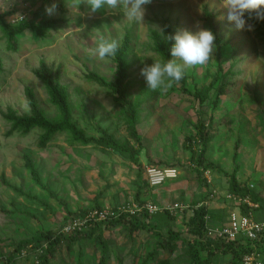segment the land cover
Masks as SVG:
<instances>
[{
    "label": "rangeland",
    "instance_id": "1",
    "mask_svg": "<svg viewBox=\"0 0 264 264\" xmlns=\"http://www.w3.org/2000/svg\"><path fill=\"white\" fill-rule=\"evenodd\" d=\"M52 2L0 0L7 23H43L24 30L15 50L0 26V264H40L36 247L46 232L63 235L50 264H197L199 257L207 258L208 248L217 256L209 264H232L237 243L230 247L220 230L233 213L264 220V207L232 196L229 183L234 175L264 199L262 21H249L252 31L230 30L220 19L219 0H152L140 23L127 20L122 11L101 10L89 17L87 7L77 10L72 0H56V13L48 15L45 8ZM48 25L52 27L45 31ZM197 25L216 36L214 58L188 69L167 92L148 90L140 69L162 62L155 33L165 39L178 28L195 32ZM45 33L51 35L43 37ZM130 33L127 80L139 104L138 141L131 136L127 108L110 86L117 72L115 57L102 62L89 52L100 35L117 39L120 48ZM41 71L68 87L73 120L88 137L113 136L133 149L139 164L111 148L71 145L67 132L41 146L39 130H14L11 120L31 113L27 88L34 90L49 119L61 118ZM202 152L204 164L215 170L200 166ZM27 157L40 182L27 167ZM148 167L176 169L178 178L153 188ZM147 203L162 211L136 210ZM177 203L181 207L172 211ZM132 207L136 213L129 212ZM202 208L205 233L213 231L208 248L195 233L200 224L194 211ZM95 212L117 216L99 220L102 227L93 238L73 236L93 230ZM166 213L172 218H164ZM173 237L177 249L172 253L164 245ZM259 250L264 264V249Z\"/></svg>",
    "mask_w": 264,
    "mask_h": 264
},
{
    "label": "trees",
    "instance_id": "2",
    "mask_svg": "<svg viewBox=\"0 0 264 264\" xmlns=\"http://www.w3.org/2000/svg\"><path fill=\"white\" fill-rule=\"evenodd\" d=\"M43 23H38V25H42ZM47 24V23H45ZM50 24V23H48ZM38 25H33L31 23H22L20 25H11L6 21V15L0 12V26L2 28L3 33L5 34L8 45L10 49L15 50L17 48V43L19 39V35L28 28H37ZM52 26L48 25L45 31H49ZM259 27H264V21L260 22ZM211 30L214 31V25H211ZM51 34L45 33L43 37H49ZM131 33L126 36V39L123 45L118 49L117 54L115 56L116 64H117V72L115 81L110 83V86L113 88L115 92L116 99L127 108L128 110V126L131 131V136L138 141L139 135L136 126V120L138 115V106L133 100L131 96V87L130 83L127 80L128 78V70H129V62L128 58L131 53ZM170 35V33H169ZM155 47L157 53L161 56L162 62H166L167 59H171V46L174 41H169L163 39L161 35L155 33L154 37ZM3 69V64L0 59V71ZM44 69V68H43ZM40 78L44 80L48 93L52 99V104H55L61 110V118L59 120H51L49 119L43 109L40 107L38 103V98L36 97L34 90L31 88L26 89V97L30 106V114L23 115V116H15L11 121L13 122V128L16 131L22 130L23 133H28L32 130H39L41 132L40 136V144L41 146L46 145L51 138L57 133L67 132L70 135V144H82V145H90L96 144L105 148H111L117 151H120L126 154L130 159H134V162H137L135 158V153L133 149L127 145L121 144L111 135H105L100 137L99 139L90 138L88 137L85 132L78 126V124L73 120V113L71 111L70 102H69V94H68V87L62 85L58 81H53L52 78H48L45 72H40ZM103 82V81H101ZM104 83V82H103ZM106 84V83H104ZM220 93H224L225 89L224 86L219 89ZM197 96L201 98L200 94L197 93ZM202 134V143L206 144V132L204 130L201 131ZM205 147L203 148L204 152ZM203 152L200 155L198 163L206 170H215L213 164L209 163L207 165L204 164L203 160ZM27 167L29 168L32 175H34L35 179L40 182V176L36 171L34 165L30 158L27 157ZM139 164V163H138ZM148 181V180H147ZM230 192L231 195L238 198L248 199L249 202L254 204H260V206L264 207V199H261L257 193L252 191L250 187L242 185L236 177L233 175L230 177ZM149 184V183H148ZM248 205H246V208ZM190 211V209H188ZM195 217L199 220V229L195 231L196 234L200 238V243L202 246L207 247L206 244L209 243L208 241V232L205 233V229L207 228V224H205V215L206 211L204 208L196 209L194 211ZM167 215L163 216L171 217L172 215L166 213ZM124 218V217H122ZM91 225L93 226V230L89 233H80L76 232L73 234L76 238L86 239V238H93L95 236V232L100 229L101 223L99 221H92ZM107 227V226H106ZM210 238V237H209ZM63 235L62 233L58 232H46L43 236V241L39 240L37 249L40 251V264H50L52 258L55 256L56 250L59 248L60 243L62 242ZM176 237L171 238L166 245H164L165 250H169L170 252H175L177 249V240ZM227 239V238H223ZM243 239L245 242L240 241ZM222 241H219V246ZM231 242V243H230ZM236 244L237 255L233 259L232 264H240L242 257L245 253L252 252L253 247L249 240L245 239L244 237H239L234 241H228L227 244L232 247L233 244ZM208 248V247H207ZM221 248V247H217ZM225 248V247H224ZM239 248V250H238ZM258 248L264 249V238L258 243ZM207 258L203 259L199 257L196 260L197 264H209L210 260L212 263L217 259V256L212 253V250L208 248ZM260 251V250H259ZM239 253V254H238ZM156 256V255H155ZM209 256V257H208ZM168 261L167 264H175L176 261L170 262Z\"/></svg>",
    "mask_w": 264,
    "mask_h": 264
},
{
    "label": "clouds",
    "instance_id": "3",
    "mask_svg": "<svg viewBox=\"0 0 264 264\" xmlns=\"http://www.w3.org/2000/svg\"><path fill=\"white\" fill-rule=\"evenodd\" d=\"M151 3L152 0H72L77 10L80 5H85L89 17L101 10L122 11L127 20L134 23L143 21L146 6ZM58 6L53 0L45 11L48 15H54ZM217 10L221 13L220 19L226 20L231 26L230 30L252 31L254 25L249 21H264V0H219ZM197 28L195 32L178 28L174 34L165 37L166 40L174 41L170 49L172 58L166 62L154 61L140 69L148 90L167 92L184 78L188 69L204 66L214 58L216 36L208 29L198 25ZM119 46L117 39L100 35L95 47L89 52L91 56L107 62L116 56Z\"/></svg>",
    "mask_w": 264,
    "mask_h": 264
},
{
    "label": "built area",
    "instance_id": "4",
    "mask_svg": "<svg viewBox=\"0 0 264 264\" xmlns=\"http://www.w3.org/2000/svg\"><path fill=\"white\" fill-rule=\"evenodd\" d=\"M146 174L151 187L157 188L166 183L167 181H172L178 178V171L173 168H158V167H148L146 169ZM138 207V206H137ZM180 204H175L172 206V211L180 208ZM137 211H143L145 213L157 214L162 211L160 206L156 203L142 204L136 209ZM136 210L132 207L129 212L131 214L136 213ZM116 213H98L95 212L90 219L92 221H108L116 217ZM100 222V221H99ZM208 236L213 235V231H208ZM222 238H227L228 241H234L239 237H244L249 240L252 244L253 251L246 253L242 258L240 264H263L260 260L258 243L264 238V220L255 221L245 215H238L233 213L230 217L229 225L222 228L219 232Z\"/></svg>",
    "mask_w": 264,
    "mask_h": 264
}]
</instances>
